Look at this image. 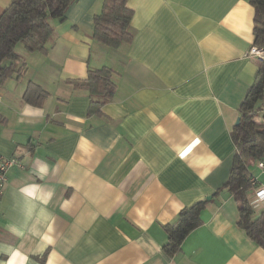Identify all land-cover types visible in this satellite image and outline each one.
<instances>
[{"label":"crops","instance_id":"1","mask_svg":"<svg viewBox=\"0 0 264 264\" xmlns=\"http://www.w3.org/2000/svg\"><path fill=\"white\" fill-rule=\"evenodd\" d=\"M103 4L74 0L46 52L16 45L25 70L0 86V152L20 162L1 196L0 264H264L225 186L261 65L254 6L128 0L133 40L111 48L93 37ZM102 66L116 90L92 110L78 80ZM30 81L48 91L41 105L23 98ZM201 200L202 224L167 252L165 226Z\"/></svg>","mask_w":264,"mask_h":264},{"label":"trees","instance_id":"2","mask_svg":"<svg viewBox=\"0 0 264 264\" xmlns=\"http://www.w3.org/2000/svg\"><path fill=\"white\" fill-rule=\"evenodd\" d=\"M74 0H13L0 15V86L14 75L21 76L25 70L22 56L16 45L24 43L29 50L46 52L53 34L52 19L64 20L66 11ZM254 6V44L264 47V0H250ZM134 10L128 0H104L102 11L94 16L93 37L100 43L118 48L133 40L131 20ZM113 69L109 66L89 68L87 77L78 80L91 95V108L97 110L109 101L116 90ZM48 91L40 84L30 81L24 100L41 105ZM264 61L261 63L253 84L241 106L240 122L233 129L236 142L234 163L225 186L233 193L239 211V224L247 235L264 248V211L255 213L247 193L253 174L251 165L264 154ZM263 114H262V113ZM6 118L0 111V124ZM219 192V190L217 191ZM205 201L201 200L183 207L177 218L165 228L168 234L165 249L177 252L186 236L202 224L201 212Z\"/></svg>","mask_w":264,"mask_h":264},{"label":"built area","instance_id":"3","mask_svg":"<svg viewBox=\"0 0 264 264\" xmlns=\"http://www.w3.org/2000/svg\"><path fill=\"white\" fill-rule=\"evenodd\" d=\"M248 54L250 56L256 57L261 63L264 61L263 46L253 44L250 47ZM262 112L264 113V104L262 106ZM253 164L255 165L258 173H253L251 175V186L247 193L251 199L255 213L260 214L264 211V181L260 179V175H264V154L263 156L254 160ZM16 165H20V162L16 157H7L0 152V202L5 185L8 181L9 170Z\"/></svg>","mask_w":264,"mask_h":264},{"label":"rangeland","instance_id":"4","mask_svg":"<svg viewBox=\"0 0 264 264\" xmlns=\"http://www.w3.org/2000/svg\"><path fill=\"white\" fill-rule=\"evenodd\" d=\"M262 113V112H261ZM263 114V113H262ZM251 169L253 170H255V171H257V169H256V167H255V165L254 164H252L251 165ZM263 181H264V176H262V178H261Z\"/></svg>","mask_w":264,"mask_h":264},{"label":"water","instance_id":"5","mask_svg":"<svg viewBox=\"0 0 264 264\" xmlns=\"http://www.w3.org/2000/svg\"><path fill=\"white\" fill-rule=\"evenodd\" d=\"M240 122V116L237 118L236 124H238ZM211 195L208 196V198H210Z\"/></svg>","mask_w":264,"mask_h":264}]
</instances>
